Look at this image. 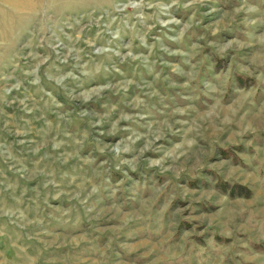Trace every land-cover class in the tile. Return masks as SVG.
I'll return each mask as SVG.
<instances>
[{"label": "rangeland", "instance_id": "1", "mask_svg": "<svg viewBox=\"0 0 264 264\" xmlns=\"http://www.w3.org/2000/svg\"><path fill=\"white\" fill-rule=\"evenodd\" d=\"M120 4L143 18L116 42L59 33ZM121 250L264 264V0H0V264Z\"/></svg>", "mask_w": 264, "mask_h": 264}, {"label": "built area", "instance_id": "2", "mask_svg": "<svg viewBox=\"0 0 264 264\" xmlns=\"http://www.w3.org/2000/svg\"><path fill=\"white\" fill-rule=\"evenodd\" d=\"M129 5L130 4L117 5L115 12L109 13L107 11H103V12L95 13L89 16L87 15V16L73 17L67 22L65 21L62 23H57L59 24V33L60 35L62 34V36L65 39L72 40L73 39L72 36L74 33L90 31L91 33L96 34V35H103L111 43L116 42L120 38V30L116 28V25H121V28L124 31H131L135 25H138V22L141 21V18H143V14H141L139 18L133 15L131 16V18L132 19L134 18V22L133 21L131 22V19L130 21L126 20V16L124 13L122 15L115 14L119 11L127 12L126 8ZM53 31L55 32V30ZM54 32L52 33V30H51V33L54 36V38H56L57 36L58 38L57 40L63 43L62 41H60L57 33L56 32L54 33ZM59 47L64 48L61 45ZM88 47L92 51V54H95V55H99L107 51V52H114L116 53L117 56H120L119 54H117V51L115 50L114 47H112V49H106V47H102L99 45H91V44H89ZM89 57L90 55L87 56L85 59H90ZM93 57L95 56L93 55ZM124 62L125 61L123 59H119L118 62L115 64H118L119 66H121L122 64H124ZM118 65H115L116 71H118V68H117ZM13 78L15 81L17 80L20 81L16 74L13 75ZM34 85L37 87H42V83L40 81H37V83ZM17 92H19V89H16L13 91V95H14L13 97H16Z\"/></svg>", "mask_w": 264, "mask_h": 264}, {"label": "trees", "instance_id": "3", "mask_svg": "<svg viewBox=\"0 0 264 264\" xmlns=\"http://www.w3.org/2000/svg\"><path fill=\"white\" fill-rule=\"evenodd\" d=\"M244 80H242L241 78H239V83L240 86H243L244 84ZM223 155L226 158H234L236 156V153L233 152L231 149L227 148V149H223ZM194 184V183H192ZM230 186V187H229ZM217 187H219V189L226 195H228L230 198H237V197H250L251 195V191L248 188L245 187H239V186H231L229 183L220 180L217 184ZM219 238V237H218ZM218 240H222L221 238H219ZM228 242V241H226ZM257 247V246H256ZM259 248V246H258Z\"/></svg>", "mask_w": 264, "mask_h": 264}, {"label": "crops", "instance_id": "4", "mask_svg": "<svg viewBox=\"0 0 264 264\" xmlns=\"http://www.w3.org/2000/svg\"><path fill=\"white\" fill-rule=\"evenodd\" d=\"M123 69H124V67H123ZM125 69H127V68H125ZM129 71H131L132 72V70H129ZM22 77V73L19 71V73H18V78L19 79H21V77ZM97 77H99L100 78V75L99 76H97ZM97 77H94V81H97L98 80V78ZM48 86V85H47ZM47 88V87H46ZM39 89V88H38ZM39 91H41L40 89H39ZM8 112H10L9 110H7ZM21 122V121H20ZM18 121H17V119H15L14 118V120H13V124L15 125V126H18L19 128H21V129H24L25 127L24 126H21V125H18ZM22 124V123H21ZM78 224H80V223H78ZM77 224V226H79ZM79 228V227H78ZM78 228H77V230H78ZM86 229H84L83 228V232L85 231ZM103 240L104 239H98V243L99 244H103ZM77 253H80V254H84V252H82V251H79V252H77ZM121 254H122V256H123V259L126 261V262H130V263H137V264H144L145 262H147V261H149V259H148V257H142V256H139L138 254H135V253H129V252H126L125 250H121Z\"/></svg>", "mask_w": 264, "mask_h": 264}, {"label": "bare ground", "instance_id": "5", "mask_svg": "<svg viewBox=\"0 0 264 264\" xmlns=\"http://www.w3.org/2000/svg\"><path fill=\"white\" fill-rule=\"evenodd\" d=\"M21 2L20 1H16L14 4H20ZM6 5V4H5Z\"/></svg>", "mask_w": 264, "mask_h": 264}]
</instances>
